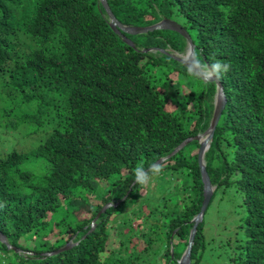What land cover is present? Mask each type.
Returning a JSON list of instances; mask_svg holds the SVG:
<instances>
[{"label":"trees","instance_id":"obj_1","mask_svg":"<svg viewBox=\"0 0 264 264\" xmlns=\"http://www.w3.org/2000/svg\"><path fill=\"white\" fill-rule=\"evenodd\" d=\"M106 3L125 27L169 19L186 32L194 30L207 72L216 62L230 65L219 79L213 75L225 104L202 157L212 188L207 206L217 194L234 189L242 214L230 259L232 264H264V0ZM181 43L186 42L170 31L115 34L98 0H0V75L31 109L22 120L47 124L35 147L0 157V233L17 250L0 244V264H177L202 201L194 141L157 166V174L188 176L190 184L175 196L177 203L166 196L144 216L137 207L126 218L114 219L118 247L106 250L105 245L110 216L127 201L134 203L143 187L135 183L129 190L135 169L147 170L208 127L215 84L206 82L199 91L194 122L184 128L182 115L165 109L153 69L170 62L193 74L163 53L143 52L157 48L181 54L186 49ZM29 157L46 164L35 182L18 169ZM110 202L117 205L100 214L88 232L96 213ZM56 212L60 216L49 220ZM131 215L142 221L133 227ZM135 235L144 246L136 250L132 245L128 252ZM27 236L37 241L31 248L19 243ZM71 238L68 250L44 255ZM204 245L200 221L190 264L199 263Z\"/></svg>","mask_w":264,"mask_h":264},{"label":"rangeland","instance_id":"obj_2","mask_svg":"<svg viewBox=\"0 0 264 264\" xmlns=\"http://www.w3.org/2000/svg\"><path fill=\"white\" fill-rule=\"evenodd\" d=\"M187 33L195 48L194 57L196 64L201 72L209 78V72H207L204 63L201 61L197 48L198 43L195 31L190 30ZM181 44L184 45L183 43ZM184 46L186 47V43ZM185 53L186 49L181 54H169L182 59ZM167 64L169 67H157L153 69V73L156 82H160L159 88L164 92V97L166 98L165 109L171 113L182 115L180 120L183 127L187 128L194 122L192 113L195 104H197L195 97L200 90L206 87L207 83L189 73L182 72L170 62H167ZM8 86V82L6 83L3 80V76L0 75V157L12 151L23 153L32 149L43 137V132L47 129L46 123L38 126L35 123L22 120V116L27 115L31 109L23 104L22 94L14 90L13 84ZM45 167L44 160L29 157L22 160L18 169L29 172L32 176L31 181L35 182L43 176ZM176 176V174H170L167 171L154 174L150 182L144 185L138 195L135 196L134 203L127 201L122 207L118 208L114 215L110 216L108 238L105 245L106 250L116 249L120 239L119 236L117 237L118 225L116 223L113 225L111 221H114L116 218L118 220L120 218H126L137 207L140 213L139 216H144L148 209H152L156 204L162 203L164 197L168 196L170 203H174L176 202V195H183L185 193V187L190 184L188 176L186 178L180 177L179 179ZM105 185V183L99 182L101 188H104ZM110 203L114 204V202ZM92 204H97V202L92 200ZM240 205L239 195L233 188H228L222 195L217 194L209 203L201 219L205 245L203 255L198 264L233 263L230 258L234 256V236L236 234L238 219L242 214ZM59 216L60 212L55 218L49 217V220L53 221ZM81 217L87 218L88 215L82 214ZM129 217L131 221H134L132 224L133 227L142 221L135 215ZM30 237L21 238L19 243L25 248H31L37 241H34ZM69 242L72 243V238L67 241V243ZM171 242L174 243L175 240ZM132 245L135 246L136 250H140L144 246L136 235L128 244V252H130L129 247Z\"/></svg>","mask_w":264,"mask_h":264},{"label":"water","instance_id":"obj_3","mask_svg":"<svg viewBox=\"0 0 264 264\" xmlns=\"http://www.w3.org/2000/svg\"><path fill=\"white\" fill-rule=\"evenodd\" d=\"M98 2L101 5L105 15L107 16L109 28L117 35H120L121 33H124L127 35H139V34H145L148 32L160 30V31L174 32L177 35H179L180 37H182L186 42V53L182 59L175 57L172 54H169L162 49H157V48H148V49L143 50V52L146 53V52L157 51L159 53H163V54L167 55L168 57L174 59L176 62H178L180 65H182L185 69H187L190 73H192L194 76H196L197 78H199L203 82H212L215 84V94H214V101H213L214 107H213L211 118H210V121H209V124H208V127L206 128V130L200 134L193 136V137H188V138L184 139L167 156L159 158L152 165H150L149 168L147 169V170H152L153 168L161 165L162 163H164L165 161H167L168 159L173 157L186 144H188L192 141L196 142L198 145L197 150H196V163H197V167L199 169L200 180L202 183V201L200 204L199 212L189 222V223H191V228H190V231L188 234L187 243H186V246H185L183 253L181 254V256L177 262V264H190V250H191L196 226L198 225V223L202 219V215H203L205 208H206V206H207V204L211 198V193H212V188L210 186L208 176L205 172L202 157H203L204 152L208 148L209 142H210L212 135H213L214 128H215V126L219 120L220 114L224 108L225 98L223 96L222 86L217 80H215L213 78V76L211 78H208L201 72V70L197 66L196 60L194 58V45L192 44L189 35L184 30V28H182V26L180 24H178L177 22H175L173 20L163 19V20L159 21L158 23H156L152 26H149V27H125V26H122L120 23H118L115 20V18L113 17V15H112V13H111V11H110L107 3H106V0H98ZM123 41L128 46L133 48V45L129 40H127L123 37ZM147 170H145V171H147ZM134 184H135V182L133 180V182L131 183V185L129 187V190H130L131 186H133ZM124 198L125 197H123L121 200H123ZM116 205H117V203H114V204L106 203L105 205H103L99 209V211L96 213L94 218L92 219V221L90 223V229L88 230V232H90L93 229V224L98 219L100 214H102L106 209H108L110 207H115ZM0 244L4 245L5 248L8 250L17 251V250H15V248L9 246V244L6 241V238L1 233H0ZM72 244L73 243H71V242L66 243L63 247L57 249L56 251H54L52 253H45L44 255L45 256H51V255H55L57 253H60L62 251L68 250L72 246Z\"/></svg>","mask_w":264,"mask_h":264},{"label":"clouds","instance_id":"obj_4","mask_svg":"<svg viewBox=\"0 0 264 264\" xmlns=\"http://www.w3.org/2000/svg\"><path fill=\"white\" fill-rule=\"evenodd\" d=\"M230 69V65L228 63L221 64L220 62H216L210 66V71L208 73L209 78L211 76H215L217 79L220 78V76L223 73L228 72ZM153 172L158 173L160 171L159 167H155L152 169ZM151 180V176L145 171L143 166H139L135 169L134 173V182L137 184H140L141 186H144L148 184Z\"/></svg>","mask_w":264,"mask_h":264}]
</instances>
